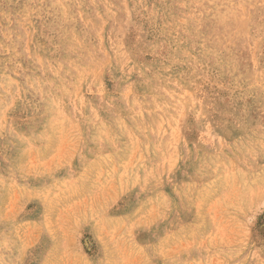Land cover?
<instances>
[{
	"label": "rangeland",
	"instance_id": "374dc122",
	"mask_svg": "<svg viewBox=\"0 0 264 264\" xmlns=\"http://www.w3.org/2000/svg\"><path fill=\"white\" fill-rule=\"evenodd\" d=\"M0 264H264V0H0Z\"/></svg>",
	"mask_w": 264,
	"mask_h": 264
}]
</instances>
